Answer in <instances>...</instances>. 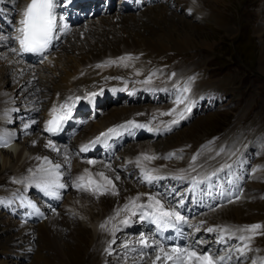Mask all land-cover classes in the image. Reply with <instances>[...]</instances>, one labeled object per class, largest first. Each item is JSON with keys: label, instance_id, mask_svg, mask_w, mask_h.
<instances>
[{"label": "bare ground", "instance_id": "obj_1", "mask_svg": "<svg viewBox=\"0 0 264 264\" xmlns=\"http://www.w3.org/2000/svg\"><path fill=\"white\" fill-rule=\"evenodd\" d=\"M21 1L26 2V0ZM222 1L223 0H215L214 2L217 5H220ZM10 2H13V0H0V13L4 19L6 18L7 12L11 9ZM196 5L197 4H195L193 0H149L146 3L135 1L132 3L131 8L134 13L123 12V6H120V8H122L121 11L113 13L115 15H112L111 13V15L103 14L98 21L89 18L93 24L92 26L76 28L75 32L66 37L60 43L59 52L52 53L56 66H48L45 69V75L41 74L42 70L39 67L20 63L14 56L10 57L6 54L5 50H0V54L2 55L0 56V75H4L3 79L0 78V111L1 105L9 102L7 96H13L17 102H21L22 99H25L30 101V104H35V85L38 81L40 84L42 82V85L52 88L53 92L58 91L64 98V103L66 104H71L73 101L82 105H92L95 101L93 95L87 100L84 99V96L92 93L93 88L91 85V79L98 76L99 67H97V65H99L102 62L103 57L108 54H118V52L126 50L131 51L136 48H141V50L145 48L154 52H163L166 50L184 51L191 48H197L195 46H198V48L211 47V43L195 35V29H193V26H190L188 22L183 21L180 17L175 16L171 11V9H174L173 11L183 15H186V12L188 11H193L194 13L191 14L192 16L201 14L204 18L209 15L207 12L196 11L195 9H198ZM262 6L264 7V3ZM220 14V11L219 13L218 11L212 12L207 19V25H213L215 28L222 27L225 29ZM135 15L138 17H135ZM154 17H160V21L158 20V22ZM144 18H146L145 23H142L140 19ZM10 19L13 26L8 30V37L13 42H16V37L19 36V33L16 34V28L14 26H18L20 23L16 17ZM260 24L261 27L264 26V14L256 24V26L258 25L256 33H260ZM131 28H134L135 30ZM136 29L139 31L136 32ZM1 42L2 46L4 45L5 47H8L4 40ZM258 57V71L261 74H264V49L259 51ZM58 68L60 70H58ZM40 77L43 78L44 81L40 82ZM14 81L18 82H16V86H11V88L7 87L6 82L12 83ZM6 87L10 90H7ZM131 111L132 110L129 107H115L109 115L102 118L99 122L92 123L90 126L93 130L102 129L107 122L122 119L123 115H128ZM4 127L5 124H0L1 129ZM90 133L93 134L92 130ZM29 136L30 137L26 136L23 138V144H21V147L17 145V143H13L8 146V150H1L0 158L2 159V162L0 168L4 169L9 167L27 173L29 170L34 169L36 165H41L50 160V157L46 155H61L62 152H65V147L56 148L55 150L50 151L49 144L52 143L48 142L46 137L38 134ZM7 137H9V135ZM166 138L160 143L158 142L157 145L168 147L170 145L188 141L187 136L186 141L182 139V141L176 140L170 142L168 140L172 137L168 139ZM30 143L35 148L27 147ZM144 146L145 148H148L150 145L144 144ZM30 149H32L31 152ZM242 154L243 151H241V157ZM10 157H12L13 161H10ZM38 157L39 159H37ZM45 157L47 160L44 159ZM70 161L73 165L78 164L83 167L86 172L94 174L98 179L104 178L97 176L96 173H103L104 177L107 178L105 180L110 179L112 181L110 187L116 192L113 197L95 193H87L80 196L71 194L68 197L77 212L80 210L87 211L89 214L88 218H93L97 221L98 226L99 224L101 225L104 222L109 221V219L112 220L113 216L111 215H114V211L118 212L122 210V205L127 201L129 195L149 192L146 189L138 188L139 186L136 184L126 181L121 177L116 179L118 175L112 171L107 164L101 162L99 159L93 160L94 163L91 164L88 163V160L86 161V165L79 164L75 160L70 159ZM244 163L245 162L242 161V159L238 161L239 166ZM225 169L231 170V167L227 165ZM219 172L220 171L216 170L211 174L216 175ZM38 179L40 180L41 178L38 177ZM83 181H85V179H83ZM213 186L223 188L220 184H214ZM33 190L37 191L35 188H33ZM47 190L51 195L56 194L54 190ZM82 198L87 199L89 202L88 207L84 204ZM30 205L31 204L27 199L19 193L4 190L0 191V211L3 209V211L5 210L7 213H11V216L7 217H4L6 213L5 211L0 214V231L3 232L2 235L4 234V236L8 233V230L12 231L8 233L9 239L0 244V250L2 252L15 250L13 245L20 244L21 251L23 252L28 251L27 249H32L30 252L33 251L36 254V261L47 262L45 256L41 255V252L45 250L47 252H52L51 254L55 256L60 264H66V258L64 256L65 252L69 257L70 262L74 260L75 256H77L76 254L80 257L83 256L78 245L82 244L84 240H88V243L90 244V239H93L90 233L91 230H84L78 221H68L66 217L60 213L57 214L56 212H51L45 219L39 220L41 215L34 213V210ZM219 211V217L229 215L238 219L241 215V211L234 204L227 207L222 206ZM12 216H16L17 218L14 219ZM88 218L86 217L87 220H89ZM73 223L76 225L73 226ZM62 225H65V228L69 231L74 228V239L77 242L79 241L77 245L69 246L64 242L63 234L60 236V231H63L61 229ZM118 230L120 231V235L112 236V234H110V237H112L111 242H116V245L121 246V242L119 241H122V243L127 241H133L134 243L139 242L136 240L137 235L131 240L132 236L127 232L126 228H119ZM95 232L96 241L94 242H100L103 232L98 229L97 225L94 234ZM106 238H109V236ZM151 243L152 246H150L148 251L143 253H138L135 246H130V256L125 257L127 259V261L125 260V263L167 264L165 254L167 253L168 256L173 255V252L171 251L173 248L159 247L154 240H152ZM107 249L104 247L103 250L109 253V250ZM148 252L150 254L145 257L144 255ZM35 254H33V256ZM100 254L101 255L98 261H96V264H102L103 262V256L105 253L103 252ZM158 255L161 257L160 260L156 259ZM19 258L18 260H20Z\"/></svg>", "mask_w": 264, "mask_h": 264}, {"label": "rangeland", "instance_id": "obj_2", "mask_svg": "<svg viewBox=\"0 0 264 264\" xmlns=\"http://www.w3.org/2000/svg\"><path fill=\"white\" fill-rule=\"evenodd\" d=\"M214 1L215 0L213 1L212 0H197V2H199L200 5L203 3L204 6H207V7L209 6L212 8V9H208L209 11H206L204 10V8L200 7L198 3H196L197 4L196 6L198 7V9L197 8L195 9L196 11L198 10L201 12L209 13V15L207 17L205 16V18H202L199 15H196V16H192L191 14L183 15L181 13H177L176 11H173L174 9L173 10L171 9V11L173 12L175 16L180 17L183 21L188 22L190 26H193V29H195L194 30L195 35H197V37L202 38L203 40H206L207 42L211 43L212 44L211 47L198 48V46H195L197 48L187 49V50H184L182 53L180 51L166 50L165 52L158 54L157 52L150 50V53L148 52L145 59L147 61H158L159 56L166 57L170 55L171 52H175V53H172L171 57L168 58L170 59L169 62L174 61L175 63H179L180 61L185 60L187 57H193L194 60L198 61L199 65H201L202 63L203 65H207L209 64V60H211V58L214 59L218 55L222 56L223 57L222 62H225V63L231 62L236 65L230 70V73L227 74V77L229 78V82H227V84H225L224 86L226 93H232V99H230V102H232V100H235L242 95L244 99V104L248 105L247 107L253 106L258 110V113L255 114L256 116H254L253 114V116H250L249 119L250 118L252 120L255 119L256 120L255 123H260L264 121L263 119H261V117L264 116V95L258 94V91L255 89V87L264 85V79H262V77H264V74H261L258 71V65H257V60L259 58L258 57L259 51L261 49H264V26L261 27V24H260V27H261L260 33H256L257 32L256 30L258 27V25L256 26V24L264 14V10H262V7H263L262 5L264 2L263 0H223L221 4L218 3L220 5H217L216 4L217 1L216 3ZM114 6H116V2H114V5L112 7ZM121 9L122 8H120L119 11H121ZM215 11H218V13L219 11L221 12L220 15L222 16V21L224 22L225 29L222 27L215 28L213 25H207V19L212 14V12H215ZM110 13L112 15H115L113 13H117V11H110ZM135 17H138V16L135 15ZM158 18H155V19L157 21L158 20L160 21V17ZM140 21L142 23H145V20L140 19ZM152 28H155V27H152ZM131 29H134V28H131ZM138 31L139 30L136 29V32ZM142 50H147V49L143 48ZM0 56L2 55L0 54ZM156 67H161V66L156 65L155 68ZM58 70L60 69L58 68ZM0 78L3 79L4 75L3 74L0 75ZM210 80H214V79H210ZM16 82L17 81H14L12 83L6 82L7 87L11 88V86H16V84L18 83ZM7 87L6 89L10 90ZM199 87H203V86H198V88ZM234 107L237 108L236 106H232V107L228 106L225 109V111H222V112L209 111V112L202 113L199 115V117L194 118L187 125H185L183 128L178 130L172 136L167 137L166 139L172 137L168 141L170 142L176 141V140L182 141V139L186 141V136H187L188 141L191 139L192 140L196 139L197 142H199L201 138L214 135L218 131H220L222 127L226 124V122L228 121L231 115L229 111L232 110V108ZM21 144H23L22 139H19L17 141V145L21 147ZM30 145L31 143L28 144L27 147L35 148L33 147V145L31 146ZM31 150L32 149H30V152ZM263 156H264V151L259 152L258 157H263ZM10 159H11L10 161H13L12 157H10ZM1 162H2V159L0 158V166H1ZM6 168L9 169V167H6ZM2 170L3 169L0 168V171ZM0 179H3V177L0 176ZM64 196L67 197L65 194ZM104 196L113 197V195H104ZM82 200L84 201V204L88 207L89 202L87 201V199L82 198ZM254 205L256 206L254 211L252 210H249V212L242 211L240 217L238 219L236 218L235 220L239 222L250 221L255 218L254 216L255 213H259L261 212V210L264 212V200ZM255 210H258V211H255ZM1 211H3V209H1ZM79 212H77V214H79V218L81 219H78V218L72 219V217H68L66 215H63V216L66 217L68 221H73V222L78 221V223L84 230L86 231L91 230L90 233L93 239H90L91 241L90 244L88 243V240L86 241L84 240L82 244L78 245L80 247L79 250L80 252L82 251L83 256L80 257L78 254H76L77 256H75L72 262H70L69 257L65 252L64 256L66 258V264H96V261H98L101 255L100 253H103V252L105 254L103 256L102 264H126L125 260L127 261V259L125 257L123 258L118 257V259H116L114 256L112 257L108 252H105V250H103L106 245L104 241H107V240L111 241L112 237H110L111 235L109 233H106L103 231V228L100 227V224L98 226V229L102 230L103 232V234L101 235L102 241L100 240V242H94L96 241V238H95L96 232L94 234V231L96 230L97 221H95L93 218L89 219L88 218L89 214L87 211L80 210ZM86 217L89 220H87ZM261 218H264V214ZM75 225L76 224L73 223V226ZM65 227H66L65 225H62L61 229L64 232L60 231V236L63 234L64 242L67 243L69 246L77 245L79 241L77 242L74 239V231H73L74 228L69 231ZM9 232H12V231L8 230V233ZM2 233L3 232L0 231V244L4 243L6 240L9 239L8 233H6L5 236L4 234L2 235ZM107 236H109L110 239H107L106 238ZM134 237L135 235L132 236L131 240H133ZM260 241L263 242L264 244V237H261ZM118 246L120 247V245ZM14 252L15 250H9V252H2L0 250V253L4 257L2 258L0 254V264H45V263L46 264H60L59 261L55 258V256L51 254L52 252L50 251L41 252V255H44L45 258L47 259V262L36 261L35 259L36 254L33 251L29 255L28 260L26 261H23L22 259L18 260V258L20 257L19 255H18L19 257H15V258L11 257L12 255H15ZM33 254L35 255L33 256ZM147 254L149 255L150 253H147ZM147 254H145L144 256L147 257L148 256ZM130 263L131 262H129V264Z\"/></svg>", "mask_w": 264, "mask_h": 264}, {"label": "snow or ice", "instance_id": "obj_3", "mask_svg": "<svg viewBox=\"0 0 264 264\" xmlns=\"http://www.w3.org/2000/svg\"><path fill=\"white\" fill-rule=\"evenodd\" d=\"M13 3H15V0H13ZM55 2L54 0H30V3L26 5V7L23 10V19L19 21V23L22 25L21 28L18 29L23 34V37L19 40L21 48L25 52H34L38 54H43L45 51L48 50L49 46L52 43V40L54 37V31L57 29V20L58 17L54 12ZM67 27V25H65ZM122 59H128L127 57H124ZM97 67H100V65H97ZM147 82V81H145ZM187 91V89H185ZM177 104L183 103L182 99H178L176 101ZM175 111V109H173ZM186 111H191L190 108H186ZM170 114V113H165ZM182 117V114H181ZM54 121L50 120L48 121V124L46 125L45 130L49 133H53L58 130V123L57 127H52ZM129 124H132V121L128 122ZM173 123H176L174 120ZM141 126V125H137ZM25 127H28L26 125ZM109 132L114 131L113 129H109ZM106 135L105 133L101 134ZM99 139V138H98ZM95 143V141L93 142ZM8 142L5 140L0 139V147H7ZM49 147H55L52 144H49ZM88 145H85L81 148V151H87ZM39 159V157L37 158ZM47 160V158H44ZM145 160H152L155 159V157H150L145 155ZM89 164L94 163L93 161L89 160ZM56 168H59L60 165H56ZM97 176H100L101 178L107 179L104 177L103 173H96ZM84 177H79L80 181H83ZM116 179H119V176L116 177ZM154 177H151L149 174L146 173L145 180L148 183H151ZM108 184H111L112 181L110 179L107 180ZM64 184H59L58 187L63 188ZM77 187H82V184H77ZM113 195L116 194V192L113 190ZM139 197L134 198V200H138ZM149 199H152V197H149ZM134 200L130 201V203H134ZM157 208L155 211L158 213V216H156V222L159 226L161 222L167 225L168 220H170L172 217H175L177 221H181L183 217L177 212V211H166L163 209L162 205H160V201H156ZM127 205H125V208L127 209ZM127 223V221H124ZM104 224H101L100 227L104 228ZM261 225L254 224L251 225L247 230L254 231L258 228H260ZM208 231H212V229H208ZM243 239V237H241ZM147 246V244H145ZM173 253H176L175 256H168L167 253L165 254L166 259L173 260L174 264H216V262L212 259L211 256L203 253V252H196L192 250L191 248H173L171 249ZM157 260H160L161 257L158 255L156 257Z\"/></svg>", "mask_w": 264, "mask_h": 264}]
</instances>
